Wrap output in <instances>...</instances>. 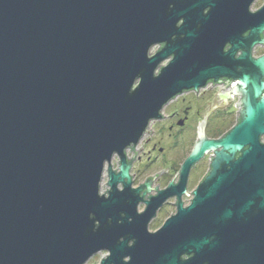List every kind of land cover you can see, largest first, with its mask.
I'll list each match as a JSON object with an SVG mask.
<instances>
[{"label":"water","instance_id":"water-1","mask_svg":"<svg viewBox=\"0 0 264 264\" xmlns=\"http://www.w3.org/2000/svg\"><path fill=\"white\" fill-rule=\"evenodd\" d=\"M251 2L0 0V264H264V55L250 57L264 19ZM222 78L236 81L238 123L199 138L169 191L179 199L204 154L207 175L150 232L168 195L137 214L124 152L173 98Z\"/></svg>","mask_w":264,"mask_h":264},{"label":"flooded vegetation","instance_id":"flooded-vegetation-1","mask_svg":"<svg viewBox=\"0 0 264 264\" xmlns=\"http://www.w3.org/2000/svg\"><path fill=\"white\" fill-rule=\"evenodd\" d=\"M249 4L248 15L264 19V0H252ZM248 34L249 30H246L242 36L246 37ZM259 36L264 40V30ZM161 48L162 45H156L150 50V54ZM229 48L230 46L226 44L224 51H228ZM241 52L237 50L235 57L237 58ZM263 55L264 43L258 42L253 45L250 57L257 59ZM168 61L169 59L162 65ZM235 82L222 78L218 81H209L202 88L182 92L164 106L159 118L150 122L138 143L126 148L124 153L126 163L129 165L130 188L133 190L141 188L137 194V214H144L149 204L162 193L167 192L163 195H168L155 209L148 222V231L160 229L166 220L176 213L178 201L186 207L193 197L194 189L207 175L210 154H204L189 169L184 193L180 194L179 199L176 194L169 191L170 185L173 188L177 187L181 167L199 138L203 136L205 140H218L238 123L240 108L237 106L240 98L233 94L231 89L232 83ZM119 166L120 159L117 155L106 164L100 181L101 196H108V172L111 170L118 173ZM122 188L123 182L118 183L117 189Z\"/></svg>","mask_w":264,"mask_h":264},{"label":"rangeland","instance_id":"rangeland-1","mask_svg":"<svg viewBox=\"0 0 264 264\" xmlns=\"http://www.w3.org/2000/svg\"><path fill=\"white\" fill-rule=\"evenodd\" d=\"M103 256H106V254L102 252L98 253L94 255L93 257H91L85 264H99L101 259H103Z\"/></svg>","mask_w":264,"mask_h":264},{"label":"bare ground","instance_id":"bare-ground-1","mask_svg":"<svg viewBox=\"0 0 264 264\" xmlns=\"http://www.w3.org/2000/svg\"><path fill=\"white\" fill-rule=\"evenodd\" d=\"M263 140H264V137H263Z\"/></svg>","mask_w":264,"mask_h":264}]
</instances>
